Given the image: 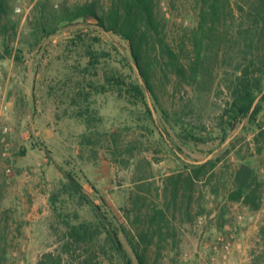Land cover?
<instances>
[{
    "label": "rangeland",
    "instance_id": "1",
    "mask_svg": "<svg viewBox=\"0 0 264 264\" xmlns=\"http://www.w3.org/2000/svg\"><path fill=\"white\" fill-rule=\"evenodd\" d=\"M157 2L166 17L167 41L186 72L179 74L149 46L156 68L151 79L157 102L148 94L152 117L142 106L111 92V69L122 68L121 55L131 54L122 38L101 30L94 20H89L84 40L79 36L85 26L65 22L26 50V64L8 55L0 60V264H38L44 253L61 251L64 228L51 205V195L66 181L59 168L74 172L102 205L134 264H139L138 255L146 264H206L199 252L227 225H237L240 215L248 232L246 251L234 261L264 264V212L230 198L241 163L257 167L264 185V111L258 122L245 121L223 141L222 115L248 65L239 50L237 18L222 16L206 37L198 62L193 40L197 0ZM10 3L18 24L16 48L36 29L41 3L51 18L64 8L89 3H97L103 13L111 0ZM94 38L101 39L96 45L105 53L96 68L89 65L87 54ZM260 47L264 61V43ZM134 68L128 75L138 79ZM177 118L204 141L181 139ZM4 127L10 128L7 143L2 142ZM65 199V212H77L74 221L94 219L89 206ZM85 250L66 254L65 259L85 264ZM110 264L123 262L117 258Z\"/></svg>",
    "mask_w": 264,
    "mask_h": 264
},
{
    "label": "trees",
    "instance_id": "2",
    "mask_svg": "<svg viewBox=\"0 0 264 264\" xmlns=\"http://www.w3.org/2000/svg\"><path fill=\"white\" fill-rule=\"evenodd\" d=\"M39 7L40 18L36 29H33L27 42L20 41L18 47L14 48L13 43L18 36V24L13 17L14 6L11 5L10 0H0V39L3 47L0 60L8 55L14 56L20 64H26V50H33L40 42L58 31L65 22L85 26L86 30L82 29L79 36L80 40H84V36H88L87 30L91 28L89 20H94L101 30L122 38L128 44L131 54V57L121 55L119 49L115 48L121 55L122 68L111 69V76L108 77L111 92L119 98H126L132 105L142 106L150 117L153 116V111L148 94L155 102L157 96L151 79L156 68L149 46L162 57H166L168 63L179 74L185 75V66L179 63L178 52L167 41L166 17L160 14L157 0H111L110 8L103 13L98 10L97 3H89L64 8L58 13L59 15L51 18L46 15L45 4L41 3ZM197 7L199 21L193 33V40L199 48L198 62L201 61V48L206 37L217 29L222 16L227 13L237 18L240 54L245 61H248V65L232 89V99L228 102L225 114L222 115L223 141H225L229 133L238 125L245 121L258 122L264 111L262 102L264 101V61H261L262 57L258 55V49H261L260 46L264 43V0H197ZM94 40L95 43H91L87 54L89 65L96 68L105 53L99 52L100 47L97 48L96 45L101 39L94 38ZM134 65L140 75L138 79L128 75L136 71ZM124 70H127L130 78H127ZM194 73L196 78H199L198 70L195 69ZM102 88L106 90V87ZM154 106H158V103ZM164 114L166 115L165 112ZM175 123L180 130L181 139L189 141L193 138L196 141H204L203 137H197L187 131V126L180 118L175 119ZM21 152L25 154L27 149L24 148ZM59 170L66 181L51 195V205L56 219L63 225L64 243L60 252L44 253L38 264H75L65 259V255L85 248L88 257L85 264H110L117 258L123 264H134L120 239L119 231L112 225L102 205L94 201L85 191V187L74 172L64 171L62 168ZM258 172L257 167L241 163L234 175L235 188L230 194L231 200L240 202L253 211L261 210L263 205L261 191L263 183ZM93 189L95 190V187ZM65 196L80 207L89 206L95 214L94 219L74 221L73 217L77 216V212L71 215L63 208L67 201ZM102 202L105 203L104 199ZM261 233L264 240V227ZM138 258L139 264H146L142 255H138Z\"/></svg>",
    "mask_w": 264,
    "mask_h": 264
},
{
    "label": "built area",
    "instance_id": "3",
    "mask_svg": "<svg viewBox=\"0 0 264 264\" xmlns=\"http://www.w3.org/2000/svg\"><path fill=\"white\" fill-rule=\"evenodd\" d=\"M10 133L9 127L2 129V142L7 143L8 134ZM10 171V170H9ZM264 190V185H263ZM264 192V191H263ZM264 201V195H263ZM264 210L258 211L262 213ZM255 215L250 218V222H254ZM243 216H238L237 225H227L224 233H219L214 237L213 241L199 252L200 257H203L206 264H239L234 261V256L244 250L245 241L247 239L248 232L243 225Z\"/></svg>",
    "mask_w": 264,
    "mask_h": 264
},
{
    "label": "crops",
    "instance_id": "4",
    "mask_svg": "<svg viewBox=\"0 0 264 264\" xmlns=\"http://www.w3.org/2000/svg\"><path fill=\"white\" fill-rule=\"evenodd\" d=\"M251 210V209H250ZM251 211H253V210H251ZM256 212V211H255Z\"/></svg>",
    "mask_w": 264,
    "mask_h": 264
}]
</instances>
